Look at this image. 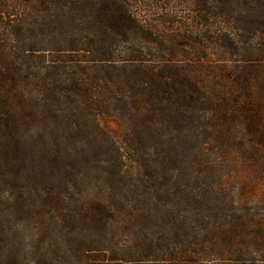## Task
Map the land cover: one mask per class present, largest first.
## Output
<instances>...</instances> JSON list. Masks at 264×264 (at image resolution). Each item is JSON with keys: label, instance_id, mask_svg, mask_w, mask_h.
<instances>
[{"label": "trees", "instance_id": "trees-1", "mask_svg": "<svg viewBox=\"0 0 264 264\" xmlns=\"http://www.w3.org/2000/svg\"><path fill=\"white\" fill-rule=\"evenodd\" d=\"M109 1L0 0V264H264V0L182 1L211 81Z\"/></svg>", "mask_w": 264, "mask_h": 264}, {"label": "rangeland", "instance_id": "rangeland-1", "mask_svg": "<svg viewBox=\"0 0 264 264\" xmlns=\"http://www.w3.org/2000/svg\"><path fill=\"white\" fill-rule=\"evenodd\" d=\"M182 1L184 0H111L107 2V16L105 18L106 22L110 23V21H114L116 17L119 18V12L126 8L131 9V11L136 15V19L144 22L146 26H148L147 29H154V31L149 33L150 39L154 41L153 43L141 42V44H139L138 42L133 41L132 45H125L122 47L120 46L118 49H116L117 52H119L118 59H126L128 55V58L138 55L144 60L155 59L154 61H157V57L159 56H168L170 59L178 62V65L180 66H189L191 68L197 67V69H199L201 72H203V69L204 73H206L202 74V76L205 77L204 79L211 81L215 75H213L210 71H214L216 73V66L218 65L216 61V49L209 41L205 40L204 36L202 37V34L194 35L188 33L189 31L187 30L186 21L188 16L186 11L187 8L185 9V7H183L184 5ZM144 34L147 35V32H144ZM26 37L27 35H25L22 39L23 44L27 43L28 37ZM155 40H160L162 43H157ZM132 52H137V54L131 55ZM30 167L31 166L27 163L24 165L21 170L22 176L25 175L26 170L30 169ZM223 171L224 170H220L217 174H221ZM235 171L242 172V169L235 165ZM242 190L244 189H239L238 195H242L244 193ZM71 191L73 190L71 189ZM89 193H85L84 196ZM70 194L73 193L70 192ZM159 229L161 228H157L158 231ZM80 235L83 234H75L77 238ZM113 237L112 234L109 233L107 238L102 241V244L105 245L103 251H105L107 255L91 253L89 257L98 259L107 256V259H111L115 250L114 244L116 242L124 244L126 241L124 236H116L114 234ZM129 239L131 241V238ZM10 242V238L4 237L0 234V254L6 252L4 244L9 245ZM127 252L128 251L122 252V255H124L122 256V259L126 261L135 260L131 256L132 254L130 252V255L125 254ZM141 254L142 257L145 256L144 253L141 252ZM61 255L63 259H66L67 255L69 259H72V256L67 254L65 249H62ZM128 257L130 259H127Z\"/></svg>", "mask_w": 264, "mask_h": 264}]
</instances>
